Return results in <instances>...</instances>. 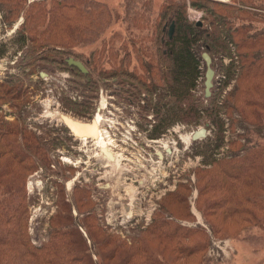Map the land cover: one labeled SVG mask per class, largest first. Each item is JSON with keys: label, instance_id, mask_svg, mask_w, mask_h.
<instances>
[{"label": "rangeland", "instance_id": "rangeland-1", "mask_svg": "<svg viewBox=\"0 0 264 264\" xmlns=\"http://www.w3.org/2000/svg\"><path fill=\"white\" fill-rule=\"evenodd\" d=\"M106 1L121 19L125 16L127 0ZM250 1L255 6H243L244 0H143L141 11L149 18L143 29L135 26L133 19H128L127 23L119 19L102 32L101 38L89 42L76 41L72 47L65 46L62 54L51 52L47 54V60H44L43 54L37 55L28 49L29 41L22 48L17 47L15 43L21 40L20 31L24 28L22 23L25 8L12 16V22H5V16L10 14L9 9L15 6L17 0H3L2 5L6 7H0V78L4 77V72L13 73L18 88H22L24 94L18 100L17 106L21 109L17 107V112L7 100L0 101L4 107L0 111V118L13 120L11 113H17L20 115L17 119L27 123L31 121L28 124L30 130L36 131L43 140L55 143L49 150L53 156L50 165L38 161L26 176V185L30 191L29 227L35 242L45 240L49 225L47 220L57 213L59 200L63 197L61 188L66 192L64 196L72 199L74 187L79 186L91 190L96 216L98 221L105 224L108 233L117 235L128 247L126 250L140 247L136 257L138 261H127L126 258V264H264V183L256 181L249 189H240L237 201L230 199L228 195L224 203L216 204L213 193H208L205 197L200 196L199 203L195 176L196 169L205 167L202 160L204 139H214L217 131V123L213 121L215 115H208L197 109L212 103L210 98L213 95H220L221 100L225 99L238 83L236 76L228 83L224 80V70L236 57L237 51L230 42L229 30L220 22V18L224 19L223 13L233 18L240 16L244 9L252 11L253 15L258 14V19L254 21V32H264V0ZM179 4H185L181 14L187 22L201 24L203 33L198 37L199 45H196L200 57L202 51L207 50L206 46L211 45L214 40L225 48L216 54L211 52L212 65L216 70L212 95H204L206 65L201 57V75L197 89L193 94L188 93L184 98L185 102H181L187 111L190 103H194L193 97H198L196 101H201L200 107L193 104L191 111L189 106L187 114L178 116L183 122H175L167 135L152 141L145 132L152 125L150 121L153 115L148 92L144 88L139 90L132 84L125 83H134V78H123L122 75H115V71H142L137 50L139 47L144 52L140 54L141 57H151L147 60L150 61V66L155 69L162 67L164 71L169 68L167 58L163 57L162 64V61H155V56L167 50L161 40L164 42L169 39L170 25L173 20L176 21L174 16L177 19L179 17L176 15V5ZM237 23L240 25L243 22L237 20ZM220 31L224 38L220 36V41L217 42ZM114 32L122 34L126 40L115 41ZM209 32L212 34L207 36ZM30 36L32 37L31 34ZM104 40L107 43H103ZM119 48L122 52L112 56L113 51ZM65 50H68V54ZM261 53L264 54V45L261 46ZM69 56L82 60L87 72L76 74L71 72L70 67L59 63ZM33 67L36 70L29 71ZM254 68L255 83L258 89L264 91V57L255 61ZM39 70H45L49 75L40 76ZM136 87H139L137 82ZM71 101H77L78 104L72 111L64 107L66 103L71 104ZM103 102L105 108L101 112L105 119L102 128L106 143L114 152V159L100 151L98 145L101 142L76 139L60 122L54 123L62 112L78 118L96 115ZM258 102L257 106L264 107L261 100ZM220 115L225 116L223 113ZM220 115L217 116L218 119ZM254 122L245 115L239 124L237 122L238 125L235 124V130H227L225 144L219 148V155L216 152V156H222L224 150L227 153L229 141L237 139V134H241V143L263 145L264 137L258 132V124ZM200 127H206V136L192 139V132ZM2 128L0 127V131ZM262 132L264 134V125ZM1 139L3 137L0 136V141ZM25 141L26 139L21 138L11 142L13 147L18 145L15 149L22 151L26 146ZM168 147L170 151H167ZM8 150L4 142H0V153H5L1 157L10 155ZM30 155L33 159H38L36 154ZM235 163L240 164L237 161ZM209 165L207 164L208 167ZM228 181L232 186L237 184L235 180ZM105 184L109 186L105 187ZM242 192L243 197L239 195ZM168 197L172 200L175 197L176 200L172 205L163 206ZM206 201L210 204H205ZM165 208L174 213L170 215L168 212L165 217L175 221H169L164 226L162 239L158 233L157 237L147 231L143 237L133 238L140 234L142 225L152 222L155 212L163 216ZM78 215L82 217L83 213ZM189 228H192L190 233ZM199 228L203 231L195 232ZM98 243L102 244L100 241ZM197 243L202 246L195 248L193 245ZM94 248L98 253L100 248ZM105 249L110 252L115 246L106 245ZM95 252L93 254L94 259L98 260L97 264H122L117 254L106 259L98 255V259Z\"/></svg>", "mask_w": 264, "mask_h": 264}, {"label": "trees", "instance_id": "trees-1", "mask_svg": "<svg viewBox=\"0 0 264 264\" xmlns=\"http://www.w3.org/2000/svg\"><path fill=\"white\" fill-rule=\"evenodd\" d=\"M139 1L127 0V12L121 19V16L115 13L114 8L106 0H33L31 2L17 0L13 6L16 9H9L10 14L5 16V22H12V16L21 8H25L22 23L24 28L22 27V31H20L21 40L17 43H20L18 47L22 48L29 41L31 45L29 44L28 49L37 55L43 54L45 56L43 59L47 60V54L51 52L62 54L65 46L72 47L76 41L89 42L92 39L101 38L102 32L119 19L125 23L128 19H133V24L143 29L149 18L141 11L140 5L143 0L140 3ZM244 1L243 6L245 7L255 6L250 0ZM2 2L3 0H0V7L5 8L6 6L2 5ZM184 5H176V15L179 17L177 19L174 16L176 28L172 38L169 37L164 42L163 39L161 40L162 44L167 46L166 52L155 56V61L157 63L162 61V64L163 57L167 58V61L170 62L168 69L166 68L164 71L162 67L155 69L150 66V61L147 62V60L151 57H141L140 54L144 52L139 47L137 50L138 57L142 62V71L131 73L126 69L115 71V75H122L123 78L126 76L134 78V83L124 80L125 83L136 85L137 82L139 86H147L150 104L155 107L156 116L161 119L153 126L160 127L162 131H165L176 121L183 122L178 116L187 114L190 107L192 111L191 105L197 104L200 107L201 104V101L199 103L196 101L198 97H193L194 103H190L187 111L186 107L181 104V102H185L186 95L191 94L190 92L193 94L198 86L202 56L200 57L198 54L196 45H199L200 38L198 37H201L203 33L201 24L189 23L185 17H182L181 11ZM223 16L224 19L220 18V22L229 30L230 42L237 51L236 57L224 70V80L228 83L236 76L238 83L225 99L221 100L220 95H213L210 98L212 103L197 109L208 113V115H215L213 121L217 123L215 138L206 137L204 139L203 146L205 147L202 151L204 152L202 160L205 167L195 170L199 203L200 196L204 195L205 197L208 193H213L212 197H215L216 204L224 203L228 199V195H230V199L237 201L240 189H249L256 181L264 183V144L241 143L239 141L241 134H237V139L229 141L227 153L224 150L222 154L220 153L222 156H216V152L219 155V148L225 144L226 131L235 130V124L237 122L239 124L245 115L258 124V132L264 137L262 132L264 113L261 112L264 111V107L257 106L259 100L264 103V91L258 89L254 79L255 61L264 57V54L261 53V46L264 45V32H254V21L258 19V14L254 13L253 15L252 11L244 9L240 16L231 18L224 13ZM237 20H241L243 23L239 25ZM128 28H131L130 25ZM209 34L212 32L207 33V36ZM131 36L135 37L133 34ZM220 36L224 38L221 31L220 35L218 34L217 42L220 41ZM113 38L115 41L126 40L125 36L115 32ZM135 42L137 43V40ZM103 43H107V41L104 40ZM224 48V45L216 43L215 40L211 45L206 46V49L214 54ZM65 51L68 54V50ZM119 52H122L121 48L113 51L112 56L119 55ZM65 59L59 63L69 68ZM42 67L44 68L43 65ZM74 69L75 73H81L79 68L75 67ZM32 70L35 71V67ZM19 90L20 88L18 92ZM250 95L254 97H250ZM65 106L75 108L70 103H66ZM221 112L225 114L224 117L220 115ZM219 115L221 117L218 119ZM15 122L3 121L0 118V127H4L0 131V136L3 137L0 142H4L9 148L8 153H10L6 157H1L5 153H0V178H4V180H0V264H97L98 260L94 259L93 254L96 246L100 248L98 253L95 252L98 259L114 257L117 254L118 260L122 261V264H126V258L127 261H138L136 257L139 255L140 247H130V250H126L128 247L126 248L124 242L119 240L117 235L108 233L105 224L98 221L93 208L91 190L86 187L75 186L72 199L64 196L66 192L61 188L63 197L61 196L59 200L57 213L51 215L47 220L49 225L44 236L45 240L35 242L32 239L29 227L30 201L28 193L30 191L26 185V176L28 171L36 167L38 161L50 165L53 156L49 150L55 143L47 141V139L43 140L36 131L28 129L25 133L26 146L22 151L15 149L14 147H18V145L13 147L11 142L19 140V129ZM30 153L36 154L38 159H33ZM1 159L3 160L1 161ZM236 161L240 164L235 163ZM207 164H210V167ZM227 178L235 180L236 186L229 184ZM239 195L243 197V192ZM175 200V197L173 200L168 197V202L165 201L162 205H172ZM181 200L184 202L183 199ZM245 200L248 202L247 199ZM208 203L210 204L209 201H206L205 204ZM76 211L78 214L83 213L82 217L75 214ZM168 212L171 213L170 215H174L168 211V208L163 209V216H159L161 213L155 212L152 222L142 225L140 234L133 238L143 237L147 231L153 236H157L158 233L159 238L162 239L164 226L168 225L169 221H175V219L165 217ZM191 229L189 228V233ZM197 231L202 232L203 230L199 228L195 230V232ZM97 237H101L100 240ZM98 241L102 243V246ZM110 244H113L115 249L109 252L105 246ZM193 246L198 248L202 245L197 243Z\"/></svg>", "mask_w": 264, "mask_h": 264}, {"label": "flooded vegetation", "instance_id": "flooded-vegetation-1", "mask_svg": "<svg viewBox=\"0 0 264 264\" xmlns=\"http://www.w3.org/2000/svg\"><path fill=\"white\" fill-rule=\"evenodd\" d=\"M176 28V27H175ZM15 44H17V42L15 43ZM17 47H18V44H17ZM1 54H3V51H1ZM66 60V59H65ZM67 65H68V63H67ZM70 68H71V72H74V71H76L74 68V66L73 65H71L70 66ZM29 71H33L32 70V68H30L29 69ZM47 72V71H46ZM48 73V72H47ZM39 75H40V70H39ZM48 75H49V73H48ZM130 82H132V81H130ZM130 85V84H129ZM133 87L134 88H139V90L141 89V88H144L147 92H148V90H147V86H139V87H136V85H133ZM18 85H17V81H16V76L15 75H13V73H8V72H4V77L3 78H0V96H1V99H0V101L1 102H3V100H7L8 102H9V104L10 105H14V109L16 110V112H17V103H18V100L21 98V97H23V94H24V92H23V90H22V88L19 90V92H18ZM148 95H149V93H148ZM149 100H150V95H149ZM0 102V111H3V109H4V107H3V103H1ZM26 102V101H25ZM27 104H28V101L26 102ZM66 105V104H65ZM70 105H73V106H75V105H78L77 104V101H74V102H72L71 101V104ZM102 105V104H101ZM101 105H99V107H98V111H99V108L100 107H102ZM65 108H67L66 106H64ZM13 109V107H11V110H12V112H14L15 110ZM18 109H21V108H19L18 107ZM75 109V108H74ZM74 109H72V108H70V110L72 111V110H74ZM150 109L152 110V112H153V115H152V118H151V121L150 122H152L151 124V127H148V128H146L145 129V132H147V136H149L150 138H152V141H155V138H160V137H162V136H165V135H167L168 133V131H170L169 130V128L170 127H173V125L174 124H176L178 121H176V123L174 122V124H172V125H170V126H168L166 129H165V131H162V130H160V127H154L153 125H154V123L155 124H157V123H159L160 122V117L159 116H156V109H155V107H153V106H151V104H150ZM103 110V109H102ZM10 113H11V111H10ZM73 113V112H72ZM60 114H68V113H65V112H62V113H60ZM60 114H59V118L60 119H58V118H55V122L54 123H56V121L57 122H60V124H62L65 128H66V130L69 132V134L70 135H73L71 132H70V130H69V128L66 126V124H65V122L62 120V118L60 117ZM6 115H7V113H6ZM11 118L13 119V120H6L4 117L3 118H1L3 121H7V122H13V121H16L15 123H16V125H17V127H18V129H19V134H18V139L19 140H21V138L22 139H26V137H25V133H26V131H28V124L29 123H31V121H29V123H27V122H25V121H21L20 119H17L20 115L19 114H15V115H13L12 113H11ZM72 117H75V116H72ZM93 117H95V114L93 115V116H89V117H85V118H80V119H83V120H90L91 118H93ZM75 118H78V117H75ZM29 120H31V119H29ZM166 122V121H165ZM57 124V123H56ZM25 125V126H24ZM64 134H65V131H64ZM20 135H21V137H20ZM150 135H152V136H150ZM74 136V135H73ZM75 137V136H74ZM44 138V137H43ZM76 139H79V138H77V137H75ZM83 141V140H82Z\"/></svg>", "mask_w": 264, "mask_h": 264}, {"label": "water", "instance_id": "water-1", "mask_svg": "<svg viewBox=\"0 0 264 264\" xmlns=\"http://www.w3.org/2000/svg\"><path fill=\"white\" fill-rule=\"evenodd\" d=\"M175 21L170 25L168 35L172 38L173 33L175 31ZM201 56L205 62L206 70H205V80H204V95L205 97H210L212 95V87L214 86V77L216 74V70L213 67V57L208 50H204L201 53ZM68 63L77 66L80 70L87 72V68L79 59H75L72 56L67 58ZM46 73V72H45ZM42 73V75H45ZM48 74V73H46ZM60 117L65 122L66 126L69 128L71 133L78 138L82 139H96L97 138V127L98 123L96 121V117L91 118L90 120H83L80 118H75L67 114H61ZM207 129L206 127H200L192 132V139H197L201 136H206ZM103 150V147H102ZM170 147L167 148V151H170ZM160 155V153H158ZM110 157L114 159V155L110 153Z\"/></svg>", "mask_w": 264, "mask_h": 264}, {"label": "bare ground", "instance_id": "bare-ground-1", "mask_svg": "<svg viewBox=\"0 0 264 264\" xmlns=\"http://www.w3.org/2000/svg\"><path fill=\"white\" fill-rule=\"evenodd\" d=\"M102 107L99 108V111L96 113V121L98 123V127H97V138L95 139L96 141L101 142L98 146L101 148L103 147V153L106 154L109 158L112 159V157H110V153H114L112 151V149L109 147V145L106 143L105 140V135H104V129L102 128V122L105 119V116L102 114L101 110L105 108L104 102L101 105ZM192 137V134H191Z\"/></svg>", "mask_w": 264, "mask_h": 264}]
</instances>
